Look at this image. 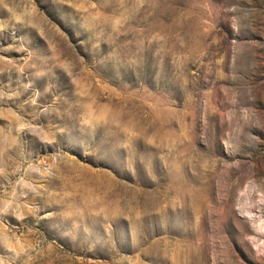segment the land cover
Wrapping results in <instances>:
<instances>
[{
  "label": "rangeland",
  "instance_id": "1",
  "mask_svg": "<svg viewBox=\"0 0 264 264\" xmlns=\"http://www.w3.org/2000/svg\"><path fill=\"white\" fill-rule=\"evenodd\" d=\"M0 264H264V0H0Z\"/></svg>",
  "mask_w": 264,
  "mask_h": 264
}]
</instances>
